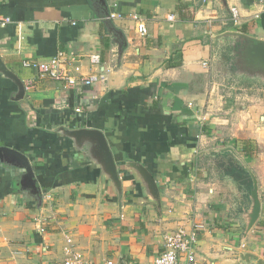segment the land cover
Listing matches in <instances>:
<instances>
[{"label": "crops", "instance_id": "1", "mask_svg": "<svg viewBox=\"0 0 264 264\" xmlns=\"http://www.w3.org/2000/svg\"><path fill=\"white\" fill-rule=\"evenodd\" d=\"M111 12L123 18L107 20ZM5 18L0 58L33 87L16 100L0 75V146L28 158L37 192L0 162V264H61L67 237L95 264H153L179 228L196 233L198 264H264V81L235 74L227 58L237 41L225 37L264 42V0H0ZM57 53L105 81L67 88L22 66ZM59 128L100 131L119 188L93 147ZM228 148L257 180L260 215L247 235L249 194L217 166V155L234 158Z\"/></svg>", "mask_w": 264, "mask_h": 264}, {"label": "water", "instance_id": "2", "mask_svg": "<svg viewBox=\"0 0 264 264\" xmlns=\"http://www.w3.org/2000/svg\"><path fill=\"white\" fill-rule=\"evenodd\" d=\"M225 37H228L229 40H231V38L234 39V41H237V44L240 46L239 53L241 58L237 60V62L241 64V69L247 70L250 73H254L257 78H260L264 81V42H254L242 34L235 33H228ZM234 45L236 46V44ZM0 75L3 78L11 80L16 85L17 91L15 94V99H23L25 96V86L23 82L18 80L12 72L7 70L1 58ZM58 133L62 137L68 138L75 147L91 145V147H93V154L102 163L105 174L107 175L109 180L117 188H119L121 184L119 173L117 171V167L113 160V156L111 154L107 141L100 131L84 128L77 130H66L64 128H59ZM221 152H229L233 154L234 158L249 174L252 182V189L249 194L251 203L246 214L245 235H247L257 222L260 215L261 204L259 200L257 180L251 170L232 149L228 148ZM0 162L21 169L23 171V177L25 178L26 188L31 192H37L32 167L29 163L28 158L24 154L14 149L0 146ZM138 167L140 168V175L143 179L142 183L145 184V187L147 191L150 192L151 196L157 198V187L154 178L143 167Z\"/></svg>", "mask_w": 264, "mask_h": 264}, {"label": "built area", "instance_id": "3", "mask_svg": "<svg viewBox=\"0 0 264 264\" xmlns=\"http://www.w3.org/2000/svg\"><path fill=\"white\" fill-rule=\"evenodd\" d=\"M230 21L233 25H238L240 22V15L237 8L229 10ZM123 18V15L116 12H111L106 15L107 20H117ZM129 18L133 20L136 26V32L140 36L147 34L146 27L141 16L138 13H131ZM173 21V16L167 18ZM10 23L9 18L0 21V26H5ZM92 64L99 62V56L92 55L89 57ZM76 60L74 57L66 56L63 53H57L48 61L39 62L37 60H24L22 66L38 73L40 78H47L54 81L64 82L67 88H76L78 86H91L92 84L105 81V76L89 75L84 76L80 73V67L74 65ZM25 89L28 91L33 87V82L25 83ZM191 105V104H190ZM80 112L79 109L76 110ZM66 245L64 247L65 258L61 264H95L87 261L83 255L74 250L70 238H66ZM197 242V235L195 232L187 233L183 228H179L165 238L164 251L154 261L153 264H198L195 257V245ZM103 264H113L111 261H104Z\"/></svg>", "mask_w": 264, "mask_h": 264}, {"label": "trees", "instance_id": "4", "mask_svg": "<svg viewBox=\"0 0 264 264\" xmlns=\"http://www.w3.org/2000/svg\"><path fill=\"white\" fill-rule=\"evenodd\" d=\"M239 50L240 46L238 44L231 49L229 48V53H234V55H230V57L227 58L228 62L231 60L230 67H232V69L233 61H235L236 58H239L240 56ZM225 158V155L216 156L218 168L222 170L223 174L231 178V180L235 182V184H237L239 190L245 191L247 194H250L252 189V182L249 174L244 170L243 166H241L235 158Z\"/></svg>", "mask_w": 264, "mask_h": 264}, {"label": "flooded vegetation", "instance_id": "5", "mask_svg": "<svg viewBox=\"0 0 264 264\" xmlns=\"http://www.w3.org/2000/svg\"><path fill=\"white\" fill-rule=\"evenodd\" d=\"M236 70V71H235ZM234 71H235V74L238 76V77H240L241 78V76H245V75H247V76H249V77H253V78H255L254 76H253V74L252 73H248L247 71H245V70H243V69H241V67H238V68H236V69H234ZM241 74V75H239V74Z\"/></svg>", "mask_w": 264, "mask_h": 264}, {"label": "rangeland", "instance_id": "6", "mask_svg": "<svg viewBox=\"0 0 264 264\" xmlns=\"http://www.w3.org/2000/svg\"><path fill=\"white\" fill-rule=\"evenodd\" d=\"M241 58V57H240ZM240 58H238V60L240 59ZM233 68H238V67H242L241 66V64H239L236 60L235 61H233ZM245 71H247V70H245ZM248 73H249V71H247ZM250 74V73H249ZM253 74V76L255 77V78H257V76L254 74V73H252ZM247 77V75H245L244 77H243V79H245ZM250 78V77H249Z\"/></svg>", "mask_w": 264, "mask_h": 264}]
</instances>
